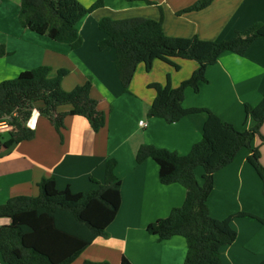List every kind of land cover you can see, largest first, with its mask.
I'll return each mask as SVG.
<instances>
[{"label":"crops","instance_id":"crops-1","mask_svg":"<svg viewBox=\"0 0 264 264\" xmlns=\"http://www.w3.org/2000/svg\"><path fill=\"white\" fill-rule=\"evenodd\" d=\"M98 0H78L89 8ZM103 5L86 16L79 31L83 45L77 50L47 36L24 28L20 22V0H0V45L8 54L0 58V84L16 79L25 71L50 67L69 70L63 79L65 91L93 83L91 96L106 114L103 129L95 133L84 117H67L62 137L48 118L42 116L35 138L3 148L0 158V205L15 196H38V184L55 178L60 190L74 193L97 188L105 179L106 164L117 161L122 202L108 236L97 238L74 264L85 261L110 264H184L188 245L183 237L160 241L148 232L150 224L168 218L186 199L179 184L163 185L159 167L151 159L136 162L144 145L186 155L207 140L216 160L236 144L235 135L254 128L253 113L264 111V41L253 44L244 57L223 53L207 66L206 81L187 89L177 100L183 119L167 123L149 116L151 108L169 99L183 82L190 80L199 64L181 56L155 53L137 68L128 92L116 71V54L100 50L104 34L102 18L114 20L146 18L159 20L170 37L204 41H227L236 32L264 23V0H215L207 9L178 15L197 0H153L158 4L102 0ZM69 106L60 111H69ZM147 126L142 127L140 122ZM264 136V124L261 127ZM253 157L264 167V141L259 135L243 147L234 161L214 174L207 208L218 224L231 218L235 241L221 248L222 264H262L264 262V182ZM204 168L196 170L204 185ZM2 226L9 219H0ZM1 227V226H0ZM0 264H4L0 260Z\"/></svg>","mask_w":264,"mask_h":264},{"label":"trees","instance_id":"trees-1","mask_svg":"<svg viewBox=\"0 0 264 264\" xmlns=\"http://www.w3.org/2000/svg\"><path fill=\"white\" fill-rule=\"evenodd\" d=\"M122 1L158 6L153 0ZM214 1L197 0L178 15L203 11ZM20 5V22L24 28L77 50L83 45L79 31L82 20L102 7L103 1L98 0L89 8L78 0H20ZM99 29L104 34L99 48L115 51L116 71L126 92L138 66L155 53L181 56L199 64L190 80L175 89L166 102L149 111L150 117L170 124L184 118L177 100L187 89L206 81L207 66L225 52L244 57L255 42L264 41V23L251 25L236 32L232 39L221 42L204 41L197 36L170 37L164 31L163 15L159 20L105 17L100 20ZM7 54L6 47L0 45V58ZM68 74L69 70L59 69L53 76L50 67L40 66L0 84V121L8 117L15 125V130L7 134L10 135L7 140L3 141L4 135H0V155L3 148L10 149L35 138V131L25 125L34 107L50 120L61 137L67 117L86 118L95 133L105 127L106 114L91 96L92 81L88 79L73 90L65 91L62 82ZM64 106H69L70 110L60 111ZM252 118L255 125L248 133L240 134L228 128L235 135L236 144L214 165L209 163L215 153L214 147L205 139L186 155L150 145L142 146L136 154L138 164L151 159L158 165L163 185L179 184L186 190V199L180 208L148 227V232L160 241L174 237L186 240L188 253L184 264H222L221 248L236 239L231 218L218 224L207 208V201L213 189L214 174L231 164L241 148L249 147L256 134L264 141L261 134L264 111L260 115L253 113ZM253 159L264 182V167L256 157ZM201 167L205 170L203 186L199 185L196 176V170ZM38 187V196H15L0 205V219L10 220L9 224L0 227V260L4 264H74L97 238L108 236L122 202V184L117 176L115 159L107 162L104 182L93 190L78 193L70 188L60 190L55 178L42 179ZM83 264L110 263L85 261Z\"/></svg>","mask_w":264,"mask_h":264},{"label":"built area","instance_id":"built-area-1","mask_svg":"<svg viewBox=\"0 0 264 264\" xmlns=\"http://www.w3.org/2000/svg\"><path fill=\"white\" fill-rule=\"evenodd\" d=\"M16 116V115H15ZM42 117L41 112L38 107H34L30 117L26 121L25 125L27 128H29L31 131H36L39 125V119ZM12 120H9V118H4L2 121H0V135H7L15 130V125L12 124ZM140 125L142 127H146L147 125L142 121L140 122Z\"/></svg>","mask_w":264,"mask_h":264},{"label":"rangeland","instance_id":"rangeland-1","mask_svg":"<svg viewBox=\"0 0 264 264\" xmlns=\"http://www.w3.org/2000/svg\"><path fill=\"white\" fill-rule=\"evenodd\" d=\"M192 5V4H191ZM191 13H193V12H191ZM242 31V30H241ZM34 69H36V68H34ZM33 70V69H32ZM13 80H15V79H12L11 81H13ZM10 137V135H4L3 137H2V140L4 141V140H7L8 138ZM0 226H2V223L0 224Z\"/></svg>","mask_w":264,"mask_h":264}]
</instances>
